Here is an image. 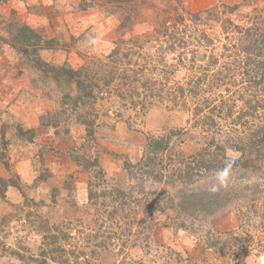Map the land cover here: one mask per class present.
<instances>
[{
    "label": "rangeland",
    "instance_id": "obj_1",
    "mask_svg": "<svg viewBox=\"0 0 264 264\" xmlns=\"http://www.w3.org/2000/svg\"><path fill=\"white\" fill-rule=\"evenodd\" d=\"M44 1L27 2V16L14 8L9 14L12 11L13 20L16 17L33 27L28 17L34 21L35 15L40 16L43 24L35 28L46 38L54 39V47L43 50L44 59L76 69L88 63L98 68L99 64L105 65L110 61L108 54L114 41L152 34L156 22L173 13L175 7L197 11L216 6L220 10L222 3L242 0ZM253 6L264 14V0ZM252 7H239L237 19L244 20ZM2 19L0 13V124L14 117L30 127L34 123L33 112L38 114V124L30 127L35 130L32 143L10 144L5 149L0 146V152L11 164L6 171L0 162V178L15 183L20 180L19 190L8 187L5 198L0 196V264H52L50 256H54V264H260L264 257V144L260 145L258 157L246 154L256 159V167L244 168L239 163L246 160V155L243 157L239 149L240 139H234L237 134L231 133L232 117L220 118L216 110L215 117L210 115L215 118L214 124L196 120L190 109L199 99L191 97L186 108L168 100L158 101L148 109L140 104L134 108L118 99L115 84L104 85L110 77L107 72L101 73L102 79H93L99 85L91 88L85 109L67 107L62 104L63 97L65 93H75V81L56 83L45 76L42 85H34L28 71L27 79L18 77L14 66L18 54L5 43L8 41ZM206 30L216 36L215 44H219V26ZM217 46L198 52V64L202 65L210 52L218 58L212 70H223L231 64L232 56L224 55L222 45ZM175 57L168 55L172 66L168 64L167 68L172 73L167 83L189 87L187 83L195 74L186 60L190 55L183 56V64L176 62ZM117 63V73H121L124 63ZM90 76L92 81L91 73ZM232 97L237 95L233 93L224 106L233 104ZM95 110V134L88 138L77 116ZM250 120L262 122L260 117ZM237 128L245 130L240 125ZM168 134L171 139L167 154L175 159L196 153L210 144L213 137L215 142L210 150L219 157L221 151L215 143L224 148L226 167L194 175L190 185L177 181L168 185V176L158 180L160 171L168 174L178 162L169 163L173 159L167 156L162 164L149 166L148 172L136 174L130 167L129 174H135L130 178L124 163L130 165L148 155L144 147L147 137ZM26 155L30 160L20 171L17 162ZM94 158L104 171L102 177L96 174L94 166L84 168ZM236 158H240L239 163L230 161ZM222 171L228 173L223 184L218 179ZM185 186L188 192L205 188L226 194L230 200L212 213L185 214L179 208L183 204L180 189ZM112 188H120L136 198L147 195L151 201L160 195L161 205H140L142 200L138 198L137 204L125 205L110 216L114 212L112 207L101 206L100 202L108 201ZM103 192L106 197L101 195ZM169 198L173 203H169ZM47 224L56 226L51 232L61 238L57 244L63 245V252H53L57 245L51 238L43 237V225Z\"/></svg>",
    "mask_w": 264,
    "mask_h": 264
},
{
    "label": "trees",
    "instance_id": "obj_2",
    "mask_svg": "<svg viewBox=\"0 0 264 264\" xmlns=\"http://www.w3.org/2000/svg\"><path fill=\"white\" fill-rule=\"evenodd\" d=\"M259 1L261 0H242L240 3L233 4L222 3L220 10L216 6L197 11L175 7L173 13L166 15L160 22L159 20L156 22L152 34H144L146 36L139 39L136 38L137 36H132L127 40L120 38L114 41V47L108 54L110 61L106 62L105 65L104 63L99 64V68L98 66L90 67L88 63L73 69L65 64L58 66L53 62H47L42 56V52L44 49L54 47L52 46L53 38H46L35 27L18 21L16 17L13 20L15 14L12 11L9 16L1 14V17L3 18L4 32L7 35L5 39L8 41L5 43L18 54L14 66L17 70L22 68L27 70L30 73L32 84L42 85L40 82L44 83L46 77L52 78V81L56 83L67 82L71 84L72 81H75V93H65L63 105L67 107L72 105V109H85L91 88L99 85L93 79H102L101 73L107 72L110 77L105 80L104 85L115 84L119 92L117 94L118 99L126 105L134 106V108L140 104L142 108L148 109L155 106L158 101L163 100L171 101L173 105L176 103L186 108L188 98L191 97L192 99H199L190 109L196 120L214 124L215 116L213 113L216 110L217 116L220 118L230 119L232 117L230 119L233 123L231 133H236L237 136L234 139H240L242 142L239 149L243 157L246 154H253L258 157L261 155L259 153L260 145L264 144V14L261 10L252 7V4ZM244 5L252 8L246 12L245 19L239 21L237 11L239 7ZM84 7L85 5H81V8ZM215 25L219 26L221 32L217 38L219 44H215L216 36H212L206 30V28L210 29ZM217 45H222L221 52L224 55L228 53L232 56L231 64L225 66L223 70H212V66L217 64L218 58L211 52L202 65L198 64L200 63L198 52L207 50L208 47H218ZM170 54L176 56L175 60L179 64H183V56L190 55L186 60L191 63L193 70L195 69V74L187 83L189 87L185 88L180 83L175 86L167 83L168 76L172 73V70L167 68L169 64L168 55ZM119 61L124 63L121 73H117L119 70L117 62ZM169 66L172 65L169 64ZM90 73L92 81L88 79ZM233 93L237 95V97H232L233 104L224 106V102L228 101ZM146 101L147 103H145ZM237 101H240V104H237ZM223 108L225 110L222 113L221 109ZM209 111L210 114L207 113ZM42 115L44 116V114ZM45 117H48V113ZM256 117L262 119L261 124L250 120V118ZM95 118H97L96 110L77 116L78 122L85 128L88 138L95 134ZM237 125H240L242 129L245 128V130L242 131L237 128ZM34 137L35 130L14 117H9L7 121L0 124V146L2 149L10 144L15 146L26 142L28 145L33 142ZM170 139V134L147 137L144 147L148 155L142 161L130 165L125 162L124 168L128 174L131 173L128 170L130 167L137 174L142 171L148 172L151 165L162 164L169 156L167 149H169ZM224 140L228 141L226 137ZM214 142L215 139L212 137L210 144L202 146L196 153L187 157L178 155L175 159L169 156L174 160L169 163L174 164L176 161L178 163L170 169L168 174L161 170L158 180L162 181L168 176L166 181L168 185L174 181L190 185L193 183L192 177L194 175H202L203 172L211 169L217 172L224 169L228 158L224 148L218 142L215 144H218L216 147L221 151V155L219 154L218 157V153L210 150ZM255 160L246 155V160L244 159L242 163H239L240 158L230 161L239 163L244 168L249 166L255 168ZM76 161L79 163L77 158ZM0 162L7 171L11 169V164L3 152H0ZM79 164L81 165V163ZM90 166L97 168L96 174L98 176H104V171L100 168L96 158L92 162H87L84 168L89 169ZM164 169H166L165 166ZM133 175L135 174H129V177L131 178ZM0 184L3 186V189L0 190V196L5 198V191L8 187H15L19 190L20 180L18 179V182L15 183L0 178ZM186 189V186L180 189L179 195L180 202L183 201V204H179V208L185 214L212 213L230 200V196L217 191L202 188L198 191L190 189L188 192ZM101 195L106 197L107 193L103 192ZM88 198L89 200L93 199L90 194ZM138 198L142 201H135ZM138 198L134 195H128L120 188H112L108 191V201L100 202V205H110L114 211L110 213L111 216L125 205L137 204L138 202L140 205L146 203L147 207H155L160 206L159 203L162 200L160 195L154 197L152 201L147 195ZM169 203H173L171 198H169ZM43 227L46 230L43 237L51 238L57 245L52 251L63 252V245L57 244L61 238L56 233L51 232L56 229V226L47 224ZM67 236L68 238L72 237ZM68 251L65 252L68 253ZM53 257L50 256L52 264L55 263Z\"/></svg>",
    "mask_w": 264,
    "mask_h": 264
},
{
    "label": "crops",
    "instance_id": "obj_3",
    "mask_svg": "<svg viewBox=\"0 0 264 264\" xmlns=\"http://www.w3.org/2000/svg\"><path fill=\"white\" fill-rule=\"evenodd\" d=\"M34 1H36V0H2V1H0V13L4 16H8V15H10L9 14L10 10L12 8H14V9L20 10L21 12L24 13L25 16H27V14H28L27 2L34 3ZM42 2H45V1L44 0H38V2H36V3L40 4ZM35 16H36V18L34 19V21L32 19H30L29 17L27 20L30 21L31 23H33L35 25V27H37V26L40 27L43 24V20L40 16H38V15H35ZM15 72H16V70L14 68H12V73L15 74ZM18 72H19L18 77H21L24 80L27 79V70L22 68V69L18 70ZM33 116H35V118L31 120V123L33 120H34V123H32L30 125V127H35L38 124V114L36 112H33ZM30 157H32V155H30ZM29 160H30V158L27 155L24 157V159L18 160L17 165H16L18 170L21 171V169L23 167H25V165H28ZM20 171H19V173H20ZM3 173H2V175H4Z\"/></svg>",
    "mask_w": 264,
    "mask_h": 264
},
{
    "label": "clouds",
    "instance_id": "obj_4",
    "mask_svg": "<svg viewBox=\"0 0 264 264\" xmlns=\"http://www.w3.org/2000/svg\"><path fill=\"white\" fill-rule=\"evenodd\" d=\"M227 175V171H222L221 174L218 176V179L220 180L221 184L226 181ZM260 264H264V257H261Z\"/></svg>",
    "mask_w": 264,
    "mask_h": 264
}]
</instances>
